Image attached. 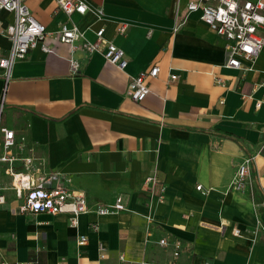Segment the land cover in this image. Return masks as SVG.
Masks as SVG:
<instances>
[{"label":"crops","instance_id":"0c3cea01","mask_svg":"<svg viewBox=\"0 0 264 264\" xmlns=\"http://www.w3.org/2000/svg\"><path fill=\"white\" fill-rule=\"evenodd\" d=\"M83 1L89 12L69 21L92 44L104 28V40L125 53V70L81 46L71 55L51 36L68 21L55 0H27L53 52L30 51L5 92L0 71V123L15 134L16 156H32L40 172L57 174L59 186L84 195L90 208L120 198L126 211L83 215L77 228L65 215L23 212L24 196L0 165V263L169 264L173 247L155 244L167 238L180 245L178 264H264V105L256 108L264 98V48L253 64L227 68L226 42L187 11L197 0ZM9 49L0 34V58ZM70 57L80 66L75 76ZM152 66L159 74L147 82L150 93L133 102L129 79ZM170 74L177 81L169 83ZM247 158L251 189L233 192ZM13 168L22 170L20 163ZM151 174L165 188L163 202L144 186ZM78 236L87 238L81 248Z\"/></svg>","mask_w":264,"mask_h":264},{"label":"built area","instance_id":"2783aa9c","mask_svg":"<svg viewBox=\"0 0 264 264\" xmlns=\"http://www.w3.org/2000/svg\"><path fill=\"white\" fill-rule=\"evenodd\" d=\"M27 0H0V34L6 37L10 43L8 55L0 58V71L6 85L12 74V69L17 62L25 60L30 51L39 48L43 53L50 54L53 50L44 44L47 36L46 28L39 23L27 7ZM57 11L68 19L51 34L53 40L69 46L71 55L83 47L89 54L101 52L103 59L119 71H124L127 66V58L123 50L104 40V28L96 31L97 42L92 44L86 41L84 33L77 25L69 20L72 16H84L89 12L87 4L83 0H55ZM190 13L198 12L201 21L217 36L221 37L227 45L229 59L226 67L241 70V61L246 60L252 64L257 60L264 48V0H197L187 6ZM3 13L11 14L12 21L6 23L1 20ZM95 16L100 18L102 9L95 10ZM127 26L122 25L117 30L124 36ZM72 75H77L80 66L74 58L69 59ZM250 70V69H249ZM159 68L152 66L141 72L136 77L129 79L127 97L133 102H142L150 93L147 82L156 79ZM176 74H170L168 82L177 81ZM220 82V81H218ZM264 105V98L257 101L256 108ZM3 107V97L0 104V113ZM21 142L24 139H20ZM21 146V145H20ZM17 147L16 137L13 131L1 126L0 123V165H6V173L11 177L12 188L18 197L24 196V205L21 211L31 214L46 213L49 215H65L71 228H77L81 216L94 213L98 216L117 215L126 211L120 198L110 205H96L90 208L84 195L76 194L59 186L57 174H45L35 166L32 156L18 157L12 150ZM264 150V143L262 145ZM253 159L247 158L238 166L236 176L231 183L233 192L250 191L252 185L251 163ZM20 163L21 171H16L13 166ZM144 186L150 193L157 192L159 202L165 200V188L156 174L149 175ZM197 191L201 187H196ZM4 198L0 196V205ZM151 222L150 218H147ZM93 231L98 227L92 226ZM234 231V235H238ZM87 242L84 236L76 238V246L83 247ZM147 242V241H146ZM162 248L173 247L172 262L178 264L180 245L163 238L155 242ZM99 260L106 258V248L102 243L98 244ZM123 261V257H120ZM1 264V263H0ZM15 264H38L36 260L17 262ZM145 264V263H141Z\"/></svg>","mask_w":264,"mask_h":264}]
</instances>
